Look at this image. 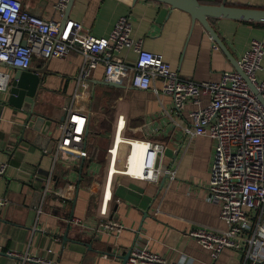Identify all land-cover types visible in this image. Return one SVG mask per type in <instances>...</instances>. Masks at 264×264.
<instances>
[{"label": "crops", "instance_id": "0c3cea01", "mask_svg": "<svg viewBox=\"0 0 264 264\" xmlns=\"http://www.w3.org/2000/svg\"><path fill=\"white\" fill-rule=\"evenodd\" d=\"M20 1L25 10L47 22L74 20L98 38H106L116 22L128 15L134 37L143 41L146 51L163 54L180 78L196 83L218 82L225 73L235 72L226 53L214 49L216 44L199 22L193 23L191 15L162 2L74 0L68 12L61 15L56 10L60 0ZM199 1L215 7L225 3L232 8L264 11V0ZM210 24L238 63L253 40L264 41L261 22L216 18ZM121 57L129 62L136 60L132 52H123ZM82 64L83 57L78 54L64 61H35L32 69L49 73L41 95L45 105L40 110L45 116L57 121L64 116L63 108L76 92ZM7 65L0 63V72L10 75L11 81L14 72ZM261 68L258 77L264 80V60ZM104 79L100 67L91 86L99 92L101 115L95 116L90 109L95 98H91L90 91L85 94L84 107L92 111L96 125L103 119L109 147L116 118L123 115L128 120V136L165 145L163 167L174 171L172 179L165 176L157 185L117 178L114 196L119 203L111 204L109 219L125 229L120 234H90L86 229H93L101 220L98 209L107 151L100 158L92 150L91 133L85 157L73 163L69 153L55 160V153L48 154L24 141L19 143L25 116L9 106V88L0 91V165L9 166L0 178V200L9 199L7 206L0 205V254L13 252L50 264H124L126 251L145 238L150 240L151 252L172 263L249 264L245 253L228 249L212 263L210 253L187 235L203 226L219 232L228 230V224L220 218L219 205L207 198L214 143L208 137H191L186 131L191 126L190 112L199 107L188 103L182 112L174 109L170 97L157 93L162 90L159 80L153 82L152 90L125 92L105 85ZM200 102L205 107L209 100L201 98ZM54 135L58 141V128ZM71 215L85 226L73 225ZM6 260L0 256V264Z\"/></svg>", "mask_w": 264, "mask_h": 264}, {"label": "built area", "instance_id": "2783aa9c", "mask_svg": "<svg viewBox=\"0 0 264 264\" xmlns=\"http://www.w3.org/2000/svg\"><path fill=\"white\" fill-rule=\"evenodd\" d=\"M69 0H60L56 10L62 15ZM131 17L124 15L106 38H98L85 31L82 23L67 20L47 22L24 9L20 0H0V63L21 69H32L35 61L67 60L73 54L83 57L77 78V89L71 102L63 108L65 120L58 123L61 136L57 141L55 160L69 153L71 163L85 157L90 121L93 115L84 107L95 71L103 67L105 84L122 90H152L155 80L162 83L161 95L171 99L179 112L188 103L198 106L189 114L191 137H208L214 143L207 198L220 207V218L228 230L216 231L200 227L187 235L210 253L213 262L224 250L245 253L249 264L264 262V105L244 79L254 86L264 100V80L259 79L264 60V41L253 40L241 57L239 68L225 73L218 82H193L180 78L165 60L164 55L146 51L143 41L132 34ZM217 51L218 46H214ZM123 52L136 55L135 62L122 58ZM10 75L0 72V91L8 88ZM201 98H208L205 107ZM107 150L106 173L100 193L98 217L100 222L86 230L96 235L120 234L125 229L109 219L115 199L117 178H129L144 183L161 184L166 176L171 180L174 171L163 167L165 145L148 138L128 136V120L119 115ZM124 148L127 152L124 154ZM138 161L139 164L136 162ZM0 165V178L8 170ZM0 200L1 207L8 205ZM85 226L80 219L71 222ZM93 230V231H92ZM150 240L138 239L126 251L130 258L125 264H177L149 249ZM24 263L50 264L28 255L7 253Z\"/></svg>", "mask_w": 264, "mask_h": 264}, {"label": "water", "instance_id": "95a60500", "mask_svg": "<svg viewBox=\"0 0 264 264\" xmlns=\"http://www.w3.org/2000/svg\"><path fill=\"white\" fill-rule=\"evenodd\" d=\"M138 0H135L137 2ZM159 3H165L169 5L174 10H181L191 15L193 23L199 22L207 33L210 34L213 42L226 53L235 71L242 73L241 68H239L238 61L233 60L226 46L219 38L218 34L213 31L210 20L216 18L240 20L246 22H261L264 23V11L256 9H243L238 7H228L224 4L219 6H210L201 3L199 0H152ZM74 0H69L65 12H68L69 8L73 4ZM68 20V19H67ZM66 20V21H67ZM13 70V75L11 76V81L9 82V106L14 110L19 111L25 116V121L22 126V133L20 136L21 142H26L34 148H42L47 150L48 154H54L57 149V141L55 139V130L58 123L63 122L65 117H61L60 121L56 119H51L45 116L41 112V108L45 105L42 101L43 92V82L46 75L49 73L46 70L40 69H21L18 67H12L7 65ZM47 69V68H46ZM244 79L249 84V87L259 96L262 104L264 105V100L258 94L256 88L252 86L248 78L244 76ZM107 85V84H105ZM114 88L122 89V87L114 84H108ZM70 103V102H69ZM68 103V104H69ZM46 145V146H45ZM84 158V157H83ZM83 169V166L82 168ZM7 199L9 204V199ZM70 222L73 221V216L69 218ZM70 226L68 227V230ZM2 257H6L7 260L4 264H28L24 263L23 260L10 257L6 253L0 254ZM130 258V252L124 257V264ZM3 264V263H2ZM30 264V263H29ZM264 264V262L262 263Z\"/></svg>", "mask_w": 264, "mask_h": 264}, {"label": "rangeland", "instance_id": "374dc122", "mask_svg": "<svg viewBox=\"0 0 264 264\" xmlns=\"http://www.w3.org/2000/svg\"><path fill=\"white\" fill-rule=\"evenodd\" d=\"M91 93V98L93 100L92 106H90V109H92L93 113H95V116H99L102 113L100 102L97 100V95H99V92L96 91L93 86L89 89ZM96 95V96H95ZM94 96V97H93ZM95 116L91 119L90 124V133L92 134V150H95L100 158H103L107 148L109 147V136L107 133V129L103 127V119L96 125L95 124ZM130 136H134L131 135Z\"/></svg>", "mask_w": 264, "mask_h": 264}, {"label": "trees", "instance_id": "16d2710c", "mask_svg": "<svg viewBox=\"0 0 264 264\" xmlns=\"http://www.w3.org/2000/svg\"><path fill=\"white\" fill-rule=\"evenodd\" d=\"M89 139H90V136L88 137L87 141H89Z\"/></svg>", "mask_w": 264, "mask_h": 264}, {"label": "bare ground", "instance_id": "6f19581e", "mask_svg": "<svg viewBox=\"0 0 264 264\" xmlns=\"http://www.w3.org/2000/svg\"><path fill=\"white\" fill-rule=\"evenodd\" d=\"M137 164H139V163H137Z\"/></svg>", "mask_w": 264, "mask_h": 264}]
</instances>
